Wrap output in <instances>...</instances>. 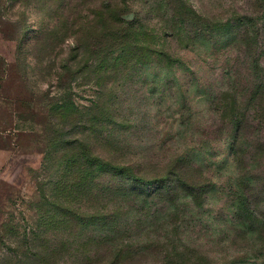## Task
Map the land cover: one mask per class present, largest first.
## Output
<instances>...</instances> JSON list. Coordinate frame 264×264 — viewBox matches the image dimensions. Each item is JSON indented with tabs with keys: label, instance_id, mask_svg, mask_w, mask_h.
<instances>
[{
	"label": "rangeland",
	"instance_id": "374dc122",
	"mask_svg": "<svg viewBox=\"0 0 264 264\" xmlns=\"http://www.w3.org/2000/svg\"><path fill=\"white\" fill-rule=\"evenodd\" d=\"M186 1L202 17L194 27L204 28L175 41L145 0L128 2L131 10L120 17L128 28L123 34L111 29L102 0H83L78 15L75 0H1L0 56L8 74L0 80V147L9 152L0 169V232L14 231L0 241V264H14L11 248L33 236L43 208L52 212L50 229L41 228L45 237L60 240L58 203L92 209L106 202L97 197L107 185L104 173L100 179L89 171L75 174L79 138L101 160L121 156L140 163L146 174L190 152L195 167L203 166L217 183L212 214L228 212L222 197L234 165L232 140L219 135L221 93L243 88L251 72L245 60L234 58L235 34L220 37L217 30L213 38L207 30L213 20L250 13L252 0ZM98 5L103 8L95 19L90 13ZM80 16L95 19L97 27L80 30ZM120 36L125 44L112 46ZM154 48L169 50L181 64L166 73ZM20 116L31 122L14 130ZM19 129L25 132L15 140ZM116 132L122 154L113 152Z\"/></svg>",
	"mask_w": 264,
	"mask_h": 264
},
{
	"label": "trees",
	"instance_id": "16d2710c",
	"mask_svg": "<svg viewBox=\"0 0 264 264\" xmlns=\"http://www.w3.org/2000/svg\"><path fill=\"white\" fill-rule=\"evenodd\" d=\"M82 1L75 0V15L82 11ZM102 1L111 29L126 33L128 28L120 17L131 10L130 0ZM163 3L167 4L165 8ZM148 5L156 7L170 40L191 39L196 36L195 30L203 31L204 27H194V21L202 17L186 0H145ZM102 8L98 5L90 14L99 19ZM94 20L80 16L75 25L87 31L97 27ZM208 25L211 29L204 30L209 37L215 38L217 30L220 37L236 35L239 54L234 58L245 60L251 72L243 88L236 86L221 93L219 135L224 136L222 141L232 140L229 147L234 165L232 184L222 197L228 212L212 214L217 183L206 176L203 166L195 167L190 152L146 174L140 163L127 162L121 156L101 160L79 138L75 139V174L89 171L93 179H100L104 173L107 185L97 197L106 202L92 209L58 203L60 240L45 237L52 212L43 208L42 224L33 230V236L27 235L11 248L14 264H264V0H252L250 13H235L226 21L213 20ZM190 39L186 47H190ZM125 42L126 37L120 36L111 44ZM154 49L167 65L166 73L181 64L169 50ZM7 74V63L0 56V80ZM29 122L20 116L13 129ZM24 132L19 129L15 140ZM112 136L113 152L124 153L119 132ZM0 150L9 152L2 147ZM44 225L47 229L42 230ZM13 231L2 229L0 241L3 243Z\"/></svg>",
	"mask_w": 264,
	"mask_h": 264
},
{
	"label": "crops",
	"instance_id": "0c3cea01",
	"mask_svg": "<svg viewBox=\"0 0 264 264\" xmlns=\"http://www.w3.org/2000/svg\"><path fill=\"white\" fill-rule=\"evenodd\" d=\"M7 155H8L7 151L0 150V169L3 168L5 164V160L7 159Z\"/></svg>",
	"mask_w": 264,
	"mask_h": 264
}]
</instances>
